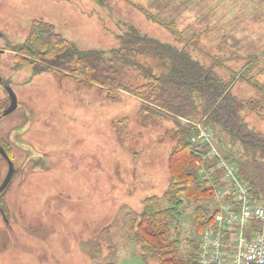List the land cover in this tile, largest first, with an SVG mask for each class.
Wrapping results in <instances>:
<instances>
[{
    "label": "rangeland",
    "instance_id": "rangeland-1",
    "mask_svg": "<svg viewBox=\"0 0 264 264\" xmlns=\"http://www.w3.org/2000/svg\"><path fill=\"white\" fill-rule=\"evenodd\" d=\"M133 1L0 0V111L9 106L5 87L17 100V109L0 120V145L14 166L0 197V264H157L143 260L128 235L141 201L165 191L174 145L172 122L143 125L139 102L127 93L111 99L64 74H34L28 66L15 69L14 51L33 21L53 25L82 51L117 48L122 23L166 43L179 40L175 30L193 41L190 50L203 65L224 81L232 79L234 95L264 98L254 89L264 80L256 76L257 67L264 65V0L259 9L254 0H236L234 6L245 10V19L235 16L224 24L225 32L218 30L221 21L214 12L207 14L203 0H137L156 20L131 5ZM258 14L260 42L241 45L245 21ZM252 44L259 48L249 49ZM134 58L150 67L157 63ZM123 72L137 77L130 68ZM253 76L255 82H249ZM243 117L264 136V108L246 110ZM212 136L222 155L231 153L235 160L240 154L236 142ZM6 173L0 157V184ZM193 209L185 202L177 224L183 257L196 238Z\"/></svg>",
    "mask_w": 264,
    "mask_h": 264
},
{
    "label": "trees",
    "instance_id": "trees-1",
    "mask_svg": "<svg viewBox=\"0 0 264 264\" xmlns=\"http://www.w3.org/2000/svg\"><path fill=\"white\" fill-rule=\"evenodd\" d=\"M133 2L130 4L137 6L150 19H157L139 1ZM203 2L207 14L214 12L221 21L218 26L220 32H225L227 23L235 21V16L245 19V10H237L234 6L236 0ZM253 2L257 8L260 6V0ZM258 16L249 23L245 21V41L243 36L237 37L241 45L260 42L257 31H261L263 25L258 23ZM173 33L179 40L166 43L142 33L132 24L122 23L117 48L107 52L82 51L61 36L53 25L33 21L24 43L14 51V68L28 66L34 74H64L78 83L104 91L111 99L127 93L138 100V117L143 125L151 120L172 122L169 134L174 145L168 158L167 187L161 196H148L141 201L142 209L133 213L135 228L132 227L128 238L138 245L140 256L147 262L198 264L196 239L210 221L208 200L212 188L202 185L197 178L193 164L203 150L191 142L195 128L184 121L202 122L213 135L238 144L240 154L235 156V160L231 153L224 157L235 164L239 176L251 185L254 197L264 206V136L251 128L243 117L246 110L261 111L264 98L253 100L234 95L232 79L224 81L212 68L203 65L190 50L193 49V41L183 38L178 31L173 30ZM254 46L252 44L248 48H259V45ZM139 56L157 63L151 67L149 63H139L134 58ZM125 67L136 72V78H141V81L135 83L136 78L128 77L123 72ZM257 68L256 76L264 77V65ZM254 78L251 77L249 82H255ZM254 89L264 96V80L256 82ZM185 202H190L194 208L192 226L196 238L187 256L183 257L177 224L182 218Z\"/></svg>",
    "mask_w": 264,
    "mask_h": 264
},
{
    "label": "built area",
    "instance_id": "built-area-1",
    "mask_svg": "<svg viewBox=\"0 0 264 264\" xmlns=\"http://www.w3.org/2000/svg\"><path fill=\"white\" fill-rule=\"evenodd\" d=\"M200 130L193 142L209 143ZM211 146V145H210ZM198 166L202 183L213 185V220L200 234L199 264H264V207L253 197L249 183L212 148ZM212 166H208V162Z\"/></svg>",
    "mask_w": 264,
    "mask_h": 264
},
{
    "label": "water",
    "instance_id": "water-1",
    "mask_svg": "<svg viewBox=\"0 0 264 264\" xmlns=\"http://www.w3.org/2000/svg\"><path fill=\"white\" fill-rule=\"evenodd\" d=\"M5 90L7 92L8 97H9L10 104L4 111L0 112V120L3 119L4 117L10 115L11 113H13L17 107L16 96H15L14 92L12 91V89L10 87H6ZM0 157L7 164L6 176L3 179L2 183L0 184V195H1L2 192L7 188V186L9 185V183L11 181V178H12L13 173H14V166H13L11 159L9 158V156L7 155V153L5 152V150L1 146H0Z\"/></svg>",
    "mask_w": 264,
    "mask_h": 264
},
{
    "label": "crops",
    "instance_id": "crops-1",
    "mask_svg": "<svg viewBox=\"0 0 264 264\" xmlns=\"http://www.w3.org/2000/svg\"><path fill=\"white\" fill-rule=\"evenodd\" d=\"M168 158H169V155H168ZM162 195V194H161ZM151 196H154V195H151Z\"/></svg>",
    "mask_w": 264,
    "mask_h": 264
}]
</instances>
